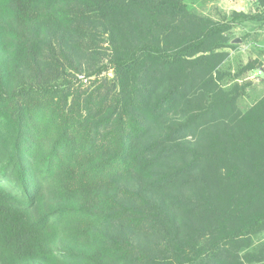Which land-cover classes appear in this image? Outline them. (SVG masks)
<instances>
[{"label":"trees","instance_id":"1","mask_svg":"<svg viewBox=\"0 0 264 264\" xmlns=\"http://www.w3.org/2000/svg\"><path fill=\"white\" fill-rule=\"evenodd\" d=\"M229 29L183 0H0L12 264H264V97L222 84Z\"/></svg>","mask_w":264,"mask_h":264},{"label":"rangeland","instance_id":"2","mask_svg":"<svg viewBox=\"0 0 264 264\" xmlns=\"http://www.w3.org/2000/svg\"><path fill=\"white\" fill-rule=\"evenodd\" d=\"M192 11L214 19L219 23L230 25L226 37L235 47H229V58L221 70L226 73L222 82L225 89L232 88L236 83H252L245 96L238 101V107L246 112L264 97V79L254 77L259 69L264 70V22L237 18L233 14L254 16L264 12L257 0H183ZM231 23H226L230 22ZM239 40V43H234ZM250 63H255L253 70L244 72ZM239 75L235 80L233 77ZM112 76V74H110ZM264 242V232L256 238V244ZM11 252L5 240V232L0 226V264H12Z\"/></svg>","mask_w":264,"mask_h":264},{"label":"built area","instance_id":"3","mask_svg":"<svg viewBox=\"0 0 264 264\" xmlns=\"http://www.w3.org/2000/svg\"><path fill=\"white\" fill-rule=\"evenodd\" d=\"M254 77L257 78V79L264 78V70H263V69H259V70L255 73Z\"/></svg>","mask_w":264,"mask_h":264},{"label":"water","instance_id":"4","mask_svg":"<svg viewBox=\"0 0 264 264\" xmlns=\"http://www.w3.org/2000/svg\"><path fill=\"white\" fill-rule=\"evenodd\" d=\"M234 43H239V40H235ZM264 79V78H263Z\"/></svg>","mask_w":264,"mask_h":264}]
</instances>
